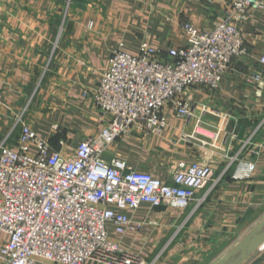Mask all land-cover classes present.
Listing matches in <instances>:
<instances>
[{
  "label": "crops",
  "instance_id": "0c3cea01",
  "mask_svg": "<svg viewBox=\"0 0 264 264\" xmlns=\"http://www.w3.org/2000/svg\"><path fill=\"white\" fill-rule=\"evenodd\" d=\"M65 4L0 0V140L8 138L11 147L17 145L21 117L54 150L72 154L103 129L91 91L114 50L136 55L146 41L167 58L171 48L186 43L185 22L212 29L230 7L229 0H71L68 11ZM238 27L247 37L246 52L233 58L218 89L186 90L192 117L178 116L167 104L162 136L134 132L104 152L108 161H126L165 182L182 161L211 167L214 180L223 174L217 184L209 181L198 190L197 198H207L195 211V202L185 209L148 202L136 210L113 206L144 228L118 233L109 223L110 238L148 263L216 264L264 220V9ZM256 73H262L258 82L250 80ZM199 120L205 134H195ZM217 133L220 148L211 137ZM237 154L223 173L228 156ZM247 160L256 163L254 172L233 178L239 161ZM9 239L0 230V246ZM242 264H264V245Z\"/></svg>",
  "mask_w": 264,
  "mask_h": 264
},
{
  "label": "built area",
  "instance_id": "2783aa9c",
  "mask_svg": "<svg viewBox=\"0 0 264 264\" xmlns=\"http://www.w3.org/2000/svg\"><path fill=\"white\" fill-rule=\"evenodd\" d=\"M229 2L225 16L212 29L185 22L186 43L171 48L167 58L146 41L136 55L114 50L91 91L103 129L81 141L72 154L54 150L18 118L17 145L9 146L8 138L0 140V230L10 236L0 246V264H84L87 260L151 264L110 238L109 223L118 233L144 228V223L133 224L113 206L136 210L148 202L154 207L185 209L195 202V211L207 198V194L197 198L198 190L209 181L217 184L223 174L214 180L211 167L182 161L165 182L126 161H108L103 155L124 135L147 132L162 136L167 104L175 106L178 116L192 117L194 111L185 98L188 88L203 85L216 90L221 86L233 58L246 52L247 37L238 23L264 9V0ZM261 62L264 64V56ZM261 79L262 73L250 78ZM195 134H205L200 120ZM211 137L220 148L215 144L219 134ZM228 159L223 173L238 161V154ZM255 169L254 161H239L233 178L248 177Z\"/></svg>",
  "mask_w": 264,
  "mask_h": 264
},
{
  "label": "water",
  "instance_id": "95a60500",
  "mask_svg": "<svg viewBox=\"0 0 264 264\" xmlns=\"http://www.w3.org/2000/svg\"><path fill=\"white\" fill-rule=\"evenodd\" d=\"M264 220L250 230L216 264H242L264 245Z\"/></svg>",
  "mask_w": 264,
  "mask_h": 264
},
{
  "label": "rangeland",
  "instance_id": "374dc122",
  "mask_svg": "<svg viewBox=\"0 0 264 264\" xmlns=\"http://www.w3.org/2000/svg\"><path fill=\"white\" fill-rule=\"evenodd\" d=\"M69 1H70V0H66V4H65V7H66V10H67V11L70 9L69 7H70V5H71V4H70L69 7H68V3H69ZM64 14H65V12L63 13V15H64ZM60 31H61V29H60Z\"/></svg>",
  "mask_w": 264,
  "mask_h": 264
}]
</instances>
